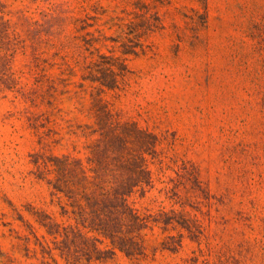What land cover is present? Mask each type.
<instances>
[{
    "label": "rangeland",
    "instance_id": "rangeland-1",
    "mask_svg": "<svg viewBox=\"0 0 264 264\" xmlns=\"http://www.w3.org/2000/svg\"><path fill=\"white\" fill-rule=\"evenodd\" d=\"M0 11V264H68L41 245L39 214L69 222L32 155L86 160L80 129L111 65L118 87L98 98L158 138L153 187L130 203L172 223L146 230L145 257L92 264H264V0H0Z\"/></svg>",
    "mask_w": 264,
    "mask_h": 264
},
{
    "label": "trees",
    "instance_id": "trees-1",
    "mask_svg": "<svg viewBox=\"0 0 264 264\" xmlns=\"http://www.w3.org/2000/svg\"><path fill=\"white\" fill-rule=\"evenodd\" d=\"M112 67L102 68L97 94L92 96L95 123L80 129L81 136L91 141L86 160L32 155L37 178L47 181L58 199L60 215L69 222L58 223L39 214V223L50 238L41 245L47 252L58 250L68 264L105 262L116 251L138 260L146 256V230L163 224L166 231L172 223L163 214H142L130 203L134 195H144L153 187L150 165L158 158V138L134 122H123L98 98L118 87ZM105 241L110 248H100Z\"/></svg>",
    "mask_w": 264,
    "mask_h": 264
}]
</instances>
